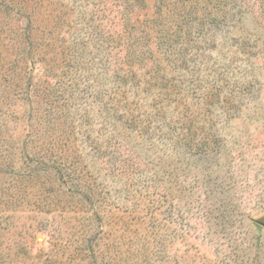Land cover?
I'll list each match as a JSON object with an SVG mask.
<instances>
[{"label": "rangeland", "instance_id": "1", "mask_svg": "<svg viewBox=\"0 0 264 264\" xmlns=\"http://www.w3.org/2000/svg\"><path fill=\"white\" fill-rule=\"evenodd\" d=\"M159 1L0 0V264H264V0Z\"/></svg>", "mask_w": 264, "mask_h": 264}, {"label": "trees", "instance_id": "2", "mask_svg": "<svg viewBox=\"0 0 264 264\" xmlns=\"http://www.w3.org/2000/svg\"><path fill=\"white\" fill-rule=\"evenodd\" d=\"M177 1H178V3L181 2V5H189V8H206V9L211 7V6L213 8H218L219 9L220 4L225 3L224 0H219L221 2H218L216 0V2H218V3H214L213 5H211L210 2H208V1H205L204 3H201V4L198 2V0H177ZM141 8H143V7H141ZM154 9L155 10H154L153 14L151 15V17L145 18L146 19L145 23H147V24H143L142 23V26H144L142 29H141V25H140V31L145 34L146 41H144V42L148 43V41H150L152 46L155 48L156 45L159 46L160 43H163L165 38L166 39L169 38L168 37L169 34L167 36V34L162 32V30H160V33H159V31L156 30V28H155V27H157V28L161 27V22H159V18L161 17V15L163 13L162 12V2H161V0L159 1V4L155 5ZM126 17H128V14H126ZM185 20L186 19H183V22H185ZM212 20H215V18L212 19ZM149 31H150L151 34L149 33ZM171 36H172V34H171ZM131 39L133 41L131 43H128V44L121 43L120 41H118L117 43H121V44H119L120 47H123V46L125 47L123 49L125 54H128L131 57H134V55H136L138 53V51L137 50H133V48L135 47L133 44L138 43V41L136 39H134V38H130V36H129V40L130 41H131ZM144 46H146V45H144ZM171 46L173 47L172 44H171ZM131 54H134V55H131ZM138 59H139V57H138Z\"/></svg>", "mask_w": 264, "mask_h": 264}]
</instances>
